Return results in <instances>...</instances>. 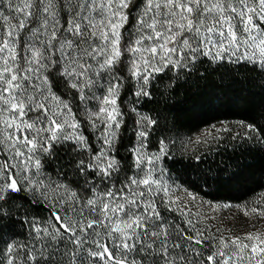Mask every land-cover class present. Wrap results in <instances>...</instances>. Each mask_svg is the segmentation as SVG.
I'll list each match as a JSON object with an SVG mask.
<instances>
[{
  "label": "rangeland",
  "instance_id": "obj_1",
  "mask_svg": "<svg viewBox=\"0 0 264 264\" xmlns=\"http://www.w3.org/2000/svg\"><path fill=\"white\" fill-rule=\"evenodd\" d=\"M95 1L93 27L103 57L112 61L121 53L122 35H128L124 26L129 1ZM31 4L0 0V199L12 190L50 201L58 220L33 219L31 236L9 241L11 264H27L24 251L40 252L53 244L64 264H109L104 244L120 262L141 264L133 252L138 247L151 246L157 252L168 248L172 229L178 239L175 247L184 246L192 264H264V191L233 202L201 196L167 168L176 142L161 141L157 147L143 125L132 126L137 140L130 195L108 188L110 175L101 169L110 161L105 150L126 117L113 83L102 76L94 88L93 118L87 127L94 133L95 154L75 113L49 90L43 70L33 68L34 62L23 69L17 66L7 21L10 14L14 18V5H23L27 18ZM136 16L144 28L131 49L143 72L153 66L150 60L166 61L182 51L264 65V0H145ZM193 38L190 49L185 42ZM132 112L142 119L137 109ZM229 127L219 122L182 137L175 150L184 155L202 151L215 133ZM66 145L81 159L78 165L87 184L80 191L51 174L50 147ZM198 155L203 157L200 151ZM173 261L164 255L160 264Z\"/></svg>",
  "mask_w": 264,
  "mask_h": 264
},
{
  "label": "trees",
  "instance_id": "obj_2",
  "mask_svg": "<svg viewBox=\"0 0 264 264\" xmlns=\"http://www.w3.org/2000/svg\"><path fill=\"white\" fill-rule=\"evenodd\" d=\"M127 1L124 28L128 35H122L121 53L112 61L103 57L105 53L93 27L97 16L95 0H32L27 18L23 5H14V18L10 14L7 27L14 43L17 66L23 69L27 63L34 62L33 68L43 70L45 83L54 98L75 113L82 123L83 136L94 151L97 150L94 133L87 127L93 118L90 107L95 100L94 88L102 76L113 83L116 102L126 117L105 150L110 161L100 166L110 175L108 188L130 195L137 140L132 126L143 125L150 143L154 141L157 147L161 141L176 142V147H171L174 158L167 161V168L201 196L233 202L262 193L264 65L249 59L213 58L207 51L189 54L182 51L166 61L150 60L153 66L143 72L141 60L131 48L135 36L144 28L137 22L135 13L144 6L145 0ZM195 40H187L186 46L191 49ZM28 83L26 79L25 84ZM134 109L140 112L142 119L133 114ZM219 122L230 127L221 134L215 133L206 149L188 155L175 150L179 148L180 138L200 134ZM238 125L244 129H236ZM50 148L47 157L54 178L66 181L65 186L72 188L73 185L79 191L85 188L87 180L80 173L78 154L68 145ZM199 151L203 157H198ZM257 184L263 185L255 191ZM42 218L58 220L50 201H40L12 190L5 193L0 199V264H11L9 241H24L31 236L29 230L33 231L31 221ZM170 235L167 249L157 252L151 246L138 247L133 252L137 261L160 264L165 255L175 259L170 264H192L193 257L185 253V247H175L178 244L175 229ZM107 248L104 244L103 254L109 264H125ZM40 252L28 249L24 251V260L27 264H64L56 244ZM39 258H43L41 262Z\"/></svg>",
  "mask_w": 264,
  "mask_h": 264
}]
</instances>
